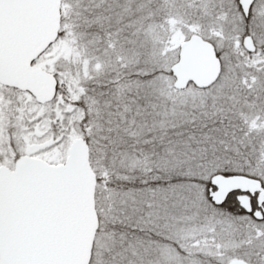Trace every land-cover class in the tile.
Listing matches in <instances>:
<instances>
[{"label": "snow or ice", "instance_id": "1", "mask_svg": "<svg viewBox=\"0 0 264 264\" xmlns=\"http://www.w3.org/2000/svg\"><path fill=\"white\" fill-rule=\"evenodd\" d=\"M0 264H264V0H0Z\"/></svg>", "mask_w": 264, "mask_h": 264}]
</instances>
